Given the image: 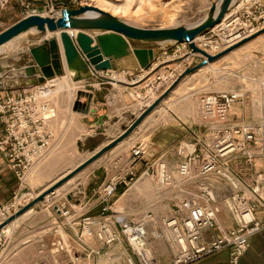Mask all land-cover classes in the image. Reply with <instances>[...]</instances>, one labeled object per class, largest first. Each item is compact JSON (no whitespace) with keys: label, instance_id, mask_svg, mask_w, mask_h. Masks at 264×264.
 Wrapping results in <instances>:
<instances>
[{"label":"built area","instance_id":"1","mask_svg":"<svg viewBox=\"0 0 264 264\" xmlns=\"http://www.w3.org/2000/svg\"><path fill=\"white\" fill-rule=\"evenodd\" d=\"M10 1L0 0V8ZM15 1L22 5L26 15L43 6V16H58L63 8L84 5L83 0ZM263 28L264 0H237L219 24L194 42L216 55ZM203 60L207 58L195 52L190 42L163 45L148 68L98 70L90 78L93 81L88 88L100 89L108 84L114 87L116 80L119 85L139 89L146 85L148 91L141 99L143 105L148 106L187 68ZM211 64L207 62L204 67ZM54 79L57 78L14 92L0 90V121L3 124L0 157L13 171L20 187L25 186L29 171L46 158L55 139L51 121L56 118L57 111L49 98L50 82ZM249 79L258 84L260 92L254 99V104L260 107L259 120L255 123L233 122L230 117L234 105L247 97L248 89L196 91L200 92L195 103L196 118L207 130L210 140L190 130L193 139L180 144L178 154L182 161L176 171L171 170L165 160L149 161V145L140 141L131 145L127 161L112 165L116 171L108 181L91 190L100 206L99 212L85 211L81 195L73 199L78 207L72 204V197H60L57 190L46 196L41 203L52 206L59 217L51 228L54 236L51 243L38 249L36 264H92L93 260L103 257L116 264L114 249L124 242L132 254L127 264H159L149 246L145 223L127 218L114 207L119 187L134 185L142 175L151 177L159 186L180 191L172 214L164 218V229L153 231L155 239H166L174 247L172 264H193L226 248L230 249L229 264H240L250 247V237L264 228V172L259 171L256 163L258 156L264 155V78ZM234 159L243 162L234 167ZM139 163L144 166L141 173ZM223 189L229 192L221 195ZM14 195L11 201L0 205L2 223L35 198L29 191L20 196L16 191ZM220 201L227 206L236 227L205 242L204 230L223 231L218 220ZM3 228L0 229V248L9 233ZM94 240L101 246H94Z\"/></svg>","mask_w":264,"mask_h":264},{"label":"rangeland","instance_id":"2","mask_svg":"<svg viewBox=\"0 0 264 264\" xmlns=\"http://www.w3.org/2000/svg\"><path fill=\"white\" fill-rule=\"evenodd\" d=\"M83 2L84 5L100 7L128 23L142 28L193 25L204 18L211 5L210 0H83ZM23 10L22 5L15 0L1 7L0 32L22 19L25 16ZM35 35L36 32L30 31L2 48L0 50V64L23 63L21 57L24 54H19V52L24 47L28 50L30 45L39 42ZM10 58L19 59L10 63L13 60ZM211 63L210 66L203 67L202 71H199V69L197 72L186 76L191 79L187 84L190 87L188 93H192L196 101L200 96V92L196 93V91L220 92L246 88L248 89L247 97L243 102L235 104L238 105V109L242 114L241 119L243 120L240 122H257L260 116V107L254 104V99L260 95V92L258 84L249 78H264V33ZM54 81H61L60 83L64 86L59 88V86L53 85L49 97L57 111V116L51 123L55 130V139L51 143L46 158L37 163L27 174L25 187L17 189L19 196L29 191L34 193L36 198L42 191L55 183L58 178L89 158L106 143L101 131L91 132L84 126L83 115L85 112L83 109L86 106L83 101L86 102L88 98L83 99L84 95L80 98V94H84L83 91H86L80 86L81 84L79 82L72 83L64 77L54 79ZM54 81L51 84H55ZM141 83L136 85H141ZM120 86L119 83L117 85L114 83V87ZM106 87L111 88V85L108 84ZM140 89L137 92H132L130 96L132 100L135 99L134 104L142 102L141 98L148 91L146 85H143ZM80 91L82 92L80 93ZM156 96L154 95V97ZM163 109L164 106L161 110ZM130 145L123 149L116 148L120 150L112 158L122 161L127 159L130 153ZM101 159V157L97 159L57 189L60 197H72V204L76 207L77 201L73 199L78 197L71 194L72 190L83 188L85 173L91 167L99 165ZM241 162L243 161L234 159L232 165L239 167L238 164ZM107 163L109 161L105 160L100 164V169H103ZM256 163L259 171L264 172V155L258 156ZM143 168L144 166L140 169V173ZM48 179H51V181L48 182ZM145 182L151 183L154 188L152 196L137 191V187L140 186L142 189L141 183ZM120 187L123 190L121 194L125 193L126 198L120 199L118 202L120 196L118 189L114 198L116 201L114 207H117L118 211H121L127 218L145 223L147 230L156 227L158 228L157 231L162 230L160 227L161 223L164 226V215L169 212V202L163 196L166 187L159 186L154 179L147 175H142L134 185H126L125 187L121 185ZM228 192V190L223 189L220 194L223 195ZM35 198L30 199L29 202ZM33 208V210L28 211L29 213L27 212L28 214L25 213L26 215L19 222L11 226L8 236L3 238V245L0 248V264H34V260L37 259L38 261V249L42 245L48 247L51 243L54 237L51 228L54 226L57 217L53 207L47 205V203H39ZM3 221L0 219V223Z\"/></svg>","mask_w":264,"mask_h":264},{"label":"water","instance_id":"3","mask_svg":"<svg viewBox=\"0 0 264 264\" xmlns=\"http://www.w3.org/2000/svg\"><path fill=\"white\" fill-rule=\"evenodd\" d=\"M210 1L211 5L204 18L193 25L142 28L132 25L94 5H83L78 8L67 7L63 8L58 16H43L41 14L44 11V7L40 6L27 15L23 10L25 16L22 19L0 32V49L23 34L30 31L36 32L35 36L39 39V42L33 43L28 47L29 61L25 66L24 72L26 77L37 76L40 84L48 79L60 77L67 73L73 77L74 81L88 80L93 77L95 71L113 69L115 60L131 54L135 55L142 68H148L154 58V50L151 47L153 45L172 46L173 44L190 42L195 52L207 57V61L203 60L201 63L187 68L138 117H135L128 126H125L119 136L103 144L89 158L57 179L55 183L42 191L33 201L2 223L0 229L43 202L46 196L63 186L87 166L131 136L143 120L186 76L197 72L206 66L207 62H216L231 51L264 33L263 28L216 55L206 52L198 47L194 40L219 24L237 2V0ZM91 32L98 33L93 36ZM16 67V65L0 64V90L4 89L3 81L10 85L24 81L25 77L16 70ZM12 70H16L19 75L10 77L8 74ZM83 92V99L88 98L86 102L83 101L86 106L83 110L86 113L89 110L87 103L91 98V94L86 91ZM79 100L81 99L79 98Z\"/></svg>","mask_w":264,"mask_h":264},{"label":"crops","instance_id":"4","mask_svg":"<svg viewBox=\"0 0 264 264\" xmlns=\"http://www.w3.org/2000/svg\"><path fill=\"white\" fill-rule=\"evenodd\" d=\"M97 33L98 32H91L93 36ZM151 47L154 50V55L158 56L161 52L162 46L153 45ZM19 54H24L21 57L23 63L21 62V64L11 65H16V70H18L20 74H23L25 79L24 81H20L19 83L12 85L3 81V90L6 92H14L23 87H32L39 84L37 76L26 77L24 72L25 66L29 61L28 50L24 47L21 49ZM10 59H13L12 62H10L13 63V61L19 58ZM140 68L141 66L134 54L113 62V69L116 70L127 69L135 71ZM16 70L10 71L9 76L16 77V75H19ZM61 77L68 79V81H71L72 83L77 82L74 81L73 77L69 73L56 78ZM190 80V77H185L183 81L180 82L171 91V93L143 120L131 136L105 153L101 157L102 159L101 162H99V165L88 169L85 173L83 188H75L71 192L74 197L79 198L81 195L80 201L85 211H91L92 213L100 211V206L97 204V201L93 199L91 190L94 187L102 185L108 181L109 177L116 171L112 168V165L115 162H125L130 155L129 153L127 159L124 161L113 159L112 157H114L118 153V150H120L116 148L123 149L128 147L130 144L134 145L140 141H145L148 143L150 148V157L148 158L149 161L165 160L171 170L176 171L179 163L182 161V157L178 154L180 144L193 139V135L190 130L200 133L204 139L208 141L210 140L207 130L200 125L199 120L196 118V101L195 98H193V94L188 93V89H190V87L187 84H189ZM92 81V79L79 81L86 92L91 94V98L87 103L89 110L83 115L85 120L84 126L91 132L101 131V134L106 139V143H108L119 136L123 132L124 127L128 126L135 117H138L147 106H144L141 101L134 104L135 99L132 100L130 97L132 92H137L139 90L138 87L121 85L120 87L111 88L106 86L100 89L88 88ZM162 106H164L163 110H161ZM168 112L169 114H167ZM230 117L233 122H240L243 120L241 119L242 114L238 109V105H235L232 108ZM54 119L52 121H54ZM2 130L3 124L0 121V133H2ZM105 160L109 161V163H107L103 169H100V164H102ZM137 166L140 170L143 167V164L139 163ZM47 181L49 182L51 179H48ZM19 187V181L13 171L8 167L6 161L0 157V204L9 201ZM141 187L143 188L141 189L140 186H138L137 191L143 192L147 196H152V193H154V188L149 182L141 183ZM122 191L123 190L120 187L118 202L120 199L126 198V195L124 196L125 193L121 194ZM179 193L180 191L178 188H165L163 196L165 200L169 202V212L164 215L165 218L172 214L177 201L176 196ZM85 196L87 197V200L85 199ZM219 206L220 212L218 220L223 231L218 229L204 230L203 241L205 242H210L215 237L220 236L222 232H227L236 227V222L225 203L220 201ZM259 215L262 219V214ZM56 216L57 220L59 216L57 214ZM160 229H164L162 223ZM154 230H158V228L156 227L152 230H148V243L150 248L152 249L159 264H172L175 255L174 247L166 239H155L153 237ZM92 243L94 246H101V243L97 240L92 241ZM114 251L117 255L116 264H127V259L132 256L125 242L118 244ZM229 254L230 249L226 248L193 264H229ZM36 262L37 259L34 260V264H36ZM92 264H112V261L107 257H103L99 261L93 260ZM240 264H264V228L250 237V247L242 256Z\"/></svg>","mask_w":264,"mask_h":264},{"label":"bare ground","instance_id":"5","mask_svg":"<svg viewBox=\"0 0 264 264\" xmlns=\"http://www.w3.org/2000/svg\"><path fill=\"white\" fill-rule=\"evenodd\" d=\"M0 50H2V48H1ZM203 69H204V68H201L199 71H202ZM60 80H62V79H60ZM53 81H54V80H53ZM53 81H51V82H53ZM51 82H50V84H51ZM54 82H55V81H54ZM60 82H61V81H59V82H55V84L53 83V84H51V85H52V86H53V85H57V86H59V88H61V86L64 87L63 84H61ZM114 83L117 85V84H118V80L114 81ZM83 95H84V94L81 93V94H80V98H82ZM71 179H72V178H71ZM71 179H70V180H71ZM66 183H67V182H66ZM66 183H65V184H66ZM60 188H61V187H60ZM58 189H59V188H58ZM33 209H34V208H33ZM33 209L31 208V210H33ZM29 210H30V209H29ZM29 210H28V211H29ZM28 211H26L25 213H27ZM25 213H24V215L22 214L23 216L20 215L19 217L15 218V219L13 220L14 222L11 221L10 223H8L6 226H4L3 229H4L5 231H9V229H10L11 226L15 225L17 222H19V221H20V220L26 215ZM28 213H29V212H28ZM28 213H27V214H28ZM12 222H13V223H12Z\"/></svg>","mask_w":264,"mask_h":264}]
</instances>
